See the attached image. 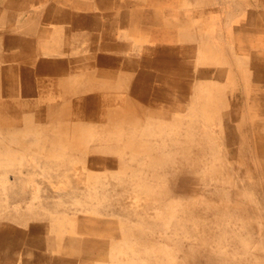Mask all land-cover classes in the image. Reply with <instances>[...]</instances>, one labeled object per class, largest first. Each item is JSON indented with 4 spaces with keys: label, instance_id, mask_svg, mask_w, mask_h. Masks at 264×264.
<instances>
[{
    "label": "rangeland",
    "instance_id": "obj_1",
    "mask_svg": "<svg viewBox=\"0 0 264 264\" xmlns=\"http://www.w3.org/2000/svg\"><path fill=\"white\" fill-rule=\"evenodd\" d=\"M123 1L159 18L130 20L126 4L106 20L94 0H0V264H264V0ZM80 2L99 23L77 48L99 62L69 67L64 96L50 64L76 57L61 14L84 20ZM51 27L70 54L44 51ZM117 42L119 90L101 62ZM118 93L120 107L100 97ZM64 100L66 113L44 109Z\"/></svg>",
    "mask_w": 264,
    "mask_h": 264
},
{
    "label": "bare ground",
    "instance_id": "obj_2",
    "mask_svg": "<svg viewBox=\"0 0 264 264\" xmlns=\"http://www.w3.org/2000/svg\"><path fill=\"white\" fill-rule=\"evenodd\" d=\"M44 1V0H43ZM65 2H68V5H76L78 2V0L76 1V0H64ZM95 1V5L96 6H98V7H100V9H101V14L102 15H96V13L95 12H93V10H94V6L93 7H91V5L90 4H83V3H81L80 2V7L83 9V10H88V13H87V15L85 16L86 18L83 20V17L81 16V15H76V16H74V14H68L67 12L66 13H63V14H61L62 16H64V15H71L70 16V20H71V24H72V29L71 30H73L74 31V34L72 35L73 37H74V41L76 42L75 43V45L73 46L74 47V50H75V47H76V50H75V54H76V57L74 58V60L70 63V65L68 64V62H67V60H69V59H62L61 61H52L51 62V64H50V68H52L53 70H52V73H51V75H50V83H51V85L52 86H54V89L55 90H57V91H60L61 93H63L64 94V96H69L71 93L68 91V90H70L69 88V85H70V77H68L67 75H65L64 76V73H66V71H67V69H69V67H73V72H76L77 70H78V67L77 66H92V64L93 63H96L97 61H98V58L96 57V55H95V53L94 52H90V54L89 53H87V54H85V55H83V53H85L86 51H87V49L86 50H80V49H78L77 48V46H78V44H79V42H80V40H81V35H83V33L82 32H84V33H89V32H87V31H89L90 29H95L96 28V26H95V24L93 25V24H91V22L92 21H94V22H96V23H99V20H98V17L97 16H99V18H102L103 16L106 18V20H108L109 19V17L113 14H117V12H115L114 10H118L120 7H123V8H126V6L127 5H129V6H131V9H129L130 11L128 12V19H130V20H134V21H136V20H139V21H142V22H146L147 21V19H149V21L151 20V19H158L159 18V16H158V13L156 12V11H154V10H151V8H150V10H146V9H144V6H141V5H139L137 2H133V3H125L123 0H94ZM172 1H170L169 2V5L168 6H171L172 5V3H171ZM127 4V5H126ZM181 4H182V2H181ZM180 4V6H182ZM212 4V3H211ZM77 6V5H76ZM148 6H150V5H148ZM190 6V5H189ZM235 6V5H234ZM242 6V5H241ZM72 7V6H71ZM183 7V6H182ZM191 7V6H190ZM240 7V6H239ZM240 8H242V7H240ZM78 9H80V8H78ZM96 9V8H95ZM235 9H237V8H235ZM248 9V8H247ZM29 10H32V9H29ZM67 10V9H66ZM193 10V9H192ZM124 11V10H123ZM126 11V10H125ZM190 11V10H189ZM236 11V10H235ZM235 11H234V14H236L235 13ZM36 12V11H35ZM68 12H69V10H68ZM71 12V11H70ZM120 12V11H119ZM125 13V12H124ZM119 14V13H118ZM61 15H59V16H61ZM180 16V17H185L186 16V14L185 13H183V12H176V13H174L173 15H172V19L175 17V16ZM192 15V14H191ZM206 15V14H205ZM207 15H208V13H207ZM240 15V14H239ZM252 15H254L253 13L251 14V16ZM27 17V16H26ZM249 17V16H248ZM247 17V18H248ZM256 17V16H255ZM122 18V17H121ZM200 18V17H199ZM260 18V17H259ZM30 19V18H29ZM115 19V18H114ZM165 19V18H164ZM201 19V18H200ZM22 20V19H21ZM58 20V19H57ZM126 20V19H125ZM124 20V21H125ZM168 20V19H167ZM31 21V20H30ZM29 21V22H30ZM232 21V20H231ZM154 22V21H153ZM158 22V21H157ZM167 22V21H166ZM170 22V21H169ZM200 22V21H199ZM227 22V21H226ZM16 23V22H15ZM105 23V22H104ZM122 23V22H121ZM121 23H119V24H121ZM149 23V22H148ZM150 23H152V22H150ZM168 23V22H167ZM108 24V23H107ZM106 24V25H107ZM153 24V23H152ZM156 24V23H155ZM169 24V23H168ZM209 24V23H208ZM250 24V23H249ZM264 24V23H263ZM55 25H57V24H55ZM70 25V24H69ZM131 25V24H130ZM234 25V24H233ZM114 26H115V24H114ZM227 26V25H226ZM228 26H230V25H228ZM235 26V25H234ZM246 26V25H245ZM6 27V26H5ZM147 27V26H146ZM140 28H144L143 26L142 27H140ZM231 28H233V27H231ZM3 29V28H2ZM203 29H204V27H203ZM223 29V28H222ZM17 30V29H16ZM19 31H20V33H22L23 34V36L24 37H26V36H30V33L32 32V30L31 29H29V28H27V23H25V24H22V25H20L19 26ZM132 31V30H131ZM133 31H137V30H133ZM102 32V31H101ZM100 32V33H101ZM103 32H105V31H103ZM107 32H109V31H107ZM129 32H130V30H129ZM178 32V31H177ZM215 32H217V31H215ZM214 32V33H215ZM6 33H8V32H6ZM47 33V32H46ZM179 33V32H178ZM223 33V32H222ZM237 33V32H236ZM4 34V33H3ZM108 34V33H107ZM181 34V33H180ZM239 34H240V31H239ZM96 35V34H95ZM109 35V34H108ZM128 35V34H127ZM138 35V34H137ZM140 35V34H139ZM218 35V34H217ZM216 35V36H217ZM247 35V37H248V35L249 34H246ZM250 36V35H249ZM3 37V36H2ZM110 37V36H109ZM138 37V36H137ZM181 37H184V39L185 40H188L187 39V36L186 35H182L181 34V36H180V38ZM231 37H232V35H231ZM101 39V38H100ZM242 39V38H241ZM244 39V38H243ZM247 40H248V38H246ZM119 40H120V37H119ZM232 40V39H231ZM67 40L65 39V37L63 36V33H62V31H61V29H58V27H51V29L49 30V34H48V39H47V41H46V43H45V45H44V51H51V52H53V53H59V54H62V55H68V54H70L71 52L68 50V47H67V42H66ZM90 41V40H89ZM254 41V40H253ZM245 42V41H244ZM243 42V43H244ZM100 43H102V42H100ZM103 43H105V42H103ZM233 43V42H232ZM2 44V43H1ZM110 44V43H109ZM108 43L104 46L105 48H106V50H105V48H104V50H105V52H106V54H104L103 55V57H102V61L101 62H103V63H105L106 65V67H108L104 72H102V78H103V80L107 83V85H110L111 86V88H116V89H123V87H125V81H124V73L122 72V69H121V67L122 68H124V69H126L127 67L125 66L126 64H124L123 63V61H122V58H124V57H122V56H120V54L122 53L121 51H120V46L122 45V43H121V45H120V43H118L117 42V44H115V46L113 47V46H111V45H109ZM112 44V43H111ZM114 45V44H113ZM125 45V44H124ZM246 45V44H245ZM244 45V46H245ZM248 45V44H247ZM246 45V46H247ZM255 45H257V44H255ZM221 46V45H220ZM100 47V46H99ZM95 48H96V46H95ZM102 48V47H101ZM123 48H125L124 46H123ZM123 48H121V49H123ZM249 48H250V46H249ZM3 49V48H2ZM174 49V48H173ZM255 49H257V47L255 48ZM260 49H262V48H260ZM8 50V49H7ZM9 50H11V49H9ZM129 50V49H128ZM166 50V49H165ZM171 50V49H170ZM91 51V50H90ZM223 51V50H222ZM248 51V50H247ZM15 53V52H14ZM14 53H12V54H14ZM120 53V54H119ZM174 53V52H173ZM249 53V52H248ZM12 54H11V56H12ZM117 54V55H116ZM123 54V53H122ZM164 54H165V52H164ZM172 54V53H171ZM177 54V53H176ZM116 55V56H115ZM14 56H15V54H14ZM80 56L82 57V58H80ZM149 56V55H148ZM168 56H169V53H168ZM17 57H15V59H16ZM43 58H45V57H43ZM86 60H85V59ZM131 58V57H130ZM133 58V57H132ZM136 58V57H135ZM146 58V57H145ZM162 58V57H161ZM219 58V57H218ZM13 59V58H12ZM147 60H148V58H146ZM179 59V58H178ZM231 59V58H230ZM19 60V59H18ZM167 60V59H166ZM165 61V60H164ZM183 61V60H182ZM181 61V62H182ZM17 62H19V61H17ZM99 62V61H98ZM140 64V63H139ZM162 64V63H161ZM178 64H180L179 63V61H178ZM190 64V63H189ZM192 64V63H191ZM190 64V65H191ZM142 65V64H141ZM174 65V64H173ZM10 66V65H9ZM118 67L117 69H114L113 67ZM140 66V65H139ZM159 66H160V64H159ZM163 66H165V65H163ZM163 66H161V67H163ZM105 67V68H106ZM144 67V66H143ZM193 67V66H192ZM11 68V67H10ZM24 68V67H23ZM153 68V67H152ZM29 69V68H28ZM31 69V68H30ZM89 69V68H88ZM133 69V68H132ZM157 69V68H156ZM16 70H17V68H16ZM113 70H117V72H116V74H117V76H118V78L117 79H115V77H114V75H113ZM143 70H145V69H143ZM192 70V69H191ZM11 71V70H10ZM13 71H14V69H13ZM19 71V70H18ZM55 71H57L58 72V75L57 76H55ZM141 72V71H140ZM148 72H150V71H148ZM192 72V71H191ZM195 72V71H194ZM12 73V72H11ZM150 73H152V72H150ZM52 74H53V76H52ZM138 74V73H137ZM136 74V75H137ZM188 74V73H187ZM190 74V73H189ZM34 75V74H33ZM152 75H153V73H152ZM225 75V74H224ZM40 76V75H39ZM135 76V75H134ZM181 76V75H180ZM189 76V75H188ZM55 77V78H54ZM153 77V76H152ZM211 77V76H210ZM226 77V76H225ZM142 78V77H141ZM2 79V78H1ZM52 79H55L54 81L52 80ZM134 79H136L135 77H134ZM177 79H178V77H177ZM12 80V79H11ZM152 80V79H151ZM4 81V80H3ZM27 81H28V79H27ZM230 81V80H229ZM1 82H2V80H1ZM9 82V81H8ZM143 82V81H142ZM147 82V81H146ZM21 83H22V81H21ZM29 82H27V84H28ZM98 83V82H97ZM130 83H132V82H128V84H130ZM138 83V82H137ZM162 83V82H161ZM180 83V82H179ZM229 83V82H228ZM25 84V83H24ZM31 84V83H30ZM141 84V83H140ZM143 84V83H142ZM2 85V84H1ZM18 86V85H17ZM27 86V85H26ZM26 86H25V88H26ZM139 86V85H138ZM171 86V85H170ZM16 87V86H15ZM31 87V86H30ZM134 87V86H133ZM175 87V86H174ZM178 87V86H177ZM18 88H20V87H18ZM29 88V87H28ZM171 88H173V87H171ZM14 89V88H13ZM140 89V88H139ZM162 89V88H161ZM138 90V89H137ZM216 90V89H215ZM214 90V91H215ZM71 91V90H70ZM162 91V90H161ZM168 91V90H167ZM17 92V91H16ZM25 92V91H24ZM134 92V91H133ZM153 92H155V91H153ZM18 93V92H17ZM30 94V93H29ZM33 94V93H32ZM32 94H30L31 95V97H32ZM135 94V93H134ZM144 94V93H143ZM16 95V94H15ZM14 95V96H15ZM13 96V95H12ZM25 96H28V95H25ZM138 96H141V95H138ZM152 96H155V95H152ZM157 96V95H156ZM210 96V95H209ZM21 97H23V96H21ZM100 97H102V98H104L105 100H106V102H114L113 104H115L116 106H118V107H120L122 104H124V98H125V95L124 94H116V95H102V96H100ZM177 97V96H176ZM26 98V97H25ZM29 98V97H28ZM88 98V97H87ZM93 98V97H92ZM137 98V97H136ZM139 98V97H138ZM96 99V98H95ZM140 99V98H139ZM150 99H153V98H150ZM156 99V98H155ZM25 100V99H24ZM89 100V99H88ZM87 100V101H88ZM142 101V100H141ZM145 101V100H144ZM76 102V101H75ZM83 102V101H82ZM90 102V101H89ZM88 102V103H89ZM71 103L72 102H69V101H67V100H64V102L63 101H61V103H56L55 101L52 103L53 105H49V107H47V108H44V109H49V110H54V111H58V112H60V113H66L67 111H68V109H69V106L71 107ZM79 103V102H78ZM87 103V102H86ZM139 103H140V101H139ZM2 104V103H1ZM7 106H8V104H7ZM32 106V105H31ZM80 107V106H79ZM9 108V107H8ZM108 108V107H107ZM110 108L111 107H109V110H110ZM143 108V107H142ZM157 108V107H156ZM10 109V108H9ZM13 109V108H12ZM29 110V109H28ZM93 110V109H92ZM142 110V109H141ZM3 111V110H2ZM114 111V110H113ZM123 111V110H122ZM24 112V111H23ZM90 112H92V111H90ZM94 112V111H93ZM92 112V113H93ZM202 112V111H201ZM210 112V111H209ZM98 113V112H97ZM96 113V114H97ZM3 114V113H2ZM10 114V113H9ZM20 114V113H19ZM27 114V113H26ZM117 114V113H116ZM189 114V113H188ZM84 115V114H83ZM86 115V114H85ZM115 115V114H114ZM133 115V114H132ZM33 116V115H32ZM111 116H112V114H111ZM134 116V115H133ZM89 117H91V116H89ZM97 117V116H96ZM28 118H29V116H28ZM85 118V117H84ZM107 118V117H106ZM105 118V119H106ZM216 118V117H215ZM22 119V118H21ZM27 120V119H26ZM115 120V119H114ZM63 121V120H62ZM65 121V120H64ZM98 121V120H97ZM26 122V121H25ZM24 122V123H25ZM89 122H92V121H89ZM88 122V123H89ZM104 122V121H103ZM199 122V121H198ZM27 123V122H26ZM30 123H32V121L30 122ZM60 123V122H59ZM63 123V122H62ZM76 123H79V122H76ZM76 123H75V125H76ZM3 124V123H2ZM44 124V123H43ZM51 124H53V123H51ZM72 124H74V123H72ZM87 124V123H86ZM101 124V123H100ZM220 124V123H219ZM28 125V127H29V124H27ZM32 125V124H31ZM39 125V124H38ZM93 125H94V123H93ZM114 125V124H113ZM89 126H90V124H89ZM96 126V125H95ZM101 126V125H100ZM200 126V125H199ZM1 127H3V126H1ZM33 126H31L30 128H32ZM42 127H44V125H42ZM91 127V126H90ZM9 128V127H8ZM13 128H16V127H13ZM24 128H26V127H24ZM34 128V127H33ZM50 128V127H49ZM48 128V129H49ZM87 128V127H86ZM92 128H94V127H92ZM5 129V128H4ZM19 129V128H18ZM18 129H17V131H18ZM28 129V128H27ZM38 129L39 128H37V131H38ZM48 129H46V130H48ZM80 129V128H79ZM99 129V128H98ZM97 129V130H98ZM207 129V128H206ZM7 130V129H6ZM32 130V129H31ZM83 130H85V129H83ZM96 130V129H95ZM16 131V130H15ZM14 131V132H15ZM111 131V130H110ZM27 132V131H26ZM39 132V131H38ZM38 132H37V134H38ZM46 132V131H45ZM66 132V131H65ZM85 132V131H84ZM116 132V131H115ZM114 132V133H115ZM30 133H32V132H30ZM89 133V132H88ZM87 133V134H88ZM33 134V133H32ZM35 134V133H34ZM33 134V135H34ZM64 134V133H63ZM92 134H93V130H92ZM103 134V133H102ZM26 135V134H25ZM36 135V134H35ZM66 135V134H65ZM97 135V134H96ZM50 136V135H49ZM57 136V135H56ZM85 136V135H84ZM87 136V135H86ZM98 136H100V134H98ZM8 137H10V136H8ZM12 137H14V136H12ZM47 137V136H46ZM67 137V136H66ZM65 137V138H66ZM92 137H94V136H92ZM106 137V136H105ZM3 138V137H2ZM18 138V137H17ZM21 138V137H20ZM40 138V137H39ZM89 138H90V136H89ZM101 138H103V139H105L104 137H101ZM6 139V138H5ZM108 139V138H107ZM16 140V139H15ZM22 140V139H21ZM58 140V139H57ZM92 141H93V138L91 139ZM99 140V139H98ZM101 140V139H100ZM33 141H36V140H34L33 139ZM38 141V140H37ZM112 141H113V139H112ZM14 142V141H13ZM68 142V141H67ZM66 142V143H67ZM97 142V141H96ZM95 142V143H96ZM106 142V141H105ZM8 143H9V141H8ZM24 143V142H23ZM101 143V142H100ZM107 143H108V141H107ZM112 144V143H111ZM110 144V145H111ZM15 145V144H14ZM13 145V146H14ZM43 145V144H42ZM47 145H49L48 143H47ZM105 145H107L106 143H105ZM105 145H104V147H105ZM95 146V145H94ZM101 146V145H100ZM10 147V146H9ZM16 147V146H15ZM58 147V146H57ZM56 147V148H57ZM111 147V146H110ZM22 148V147H21ZM43 148V146L41 147V149ZM89 148V147H88ZM48 149L49 148H47V151H48ZM65 149H66V147H65ZM61 150V149H60ZM64 150V149H63ZM43 151V150H42ZM73 151V150H72ZM113 151V150H112ZM18 152V151H17ZM52 152V151H51ZM56 152V151H55ZM57 152H58V150H57ZM87 152H88V150H87ZM114 152V151H113ZM37 153V152H36ZM42 153V152H41ZM49 153V152H48ZM48 153H46L45 152V154H48ZM59 153V152H58ZM78 153V152H77ZM115 153V152H114ZM21 154V153H20ZM59 154H61V153H59ZM88 154V153H87ZM94 154V153H93ZM62 155V154H61ZM61 155H59V157L61 156ZM104 155V154H103ZM25 156H26V154H25ZM43 156H45V155H43ZM53 156V155H52ZM63 156V155H62ZM61 156V157H62ZM71 156V155H70ZM27 157V156H26ZM45 157H47V156H45ZM49 158V157H48ZM73 158V157H72ZM81 158V157H80ZM77 159H79V157L77 158ZM109 160V159H108ZM7 166V165H6ZM69 166V165H68ZM44 167H46V169L48 170V171H50V172H52V173H54L55 171H56V169H58V165H55V164H53V163H45L44 164ZM92 168V167H91ZM218 171H219V169H218ZM25 172H26V169H25ZM35 172V171H34ZM62 173H65V172H62ZM22 174V173H21ZM25 174V173H24ZM63 175V174H62ZM17 175H14V177H16ZM21 176V175H20ZM185 176V175H184ZM67 177V176H66ZM44 178V177H43ZM9 180V179H8ZM25 180V179H24ZM11 181V180H10ZM57 181V180H56ZM59 182H60V180H58ZM63 181V180H62ZM19 182V181H18ZM46 182H47V180H46ZM21 183V182H20ZM49 183V182H48ZM62 183V182H61ZM60 183V184H61ZM63 184V183H62ZM42 185V184H41ZM57 185H59V183L57 184ZM62 186V185H61ZM9 187V186H8ZM50 189V188H49ZM85 189V188H84ZM83 189V190H84ZM87 189V188H86ZM13 190V189H12ZM84 191H86V190H84ZM7 192H9V191H7ZM55 192V191H54ZM57 192H59V191H57ZM56 192V193H57ZM53 193V192H52ZM51 193V194H52ZM73 193V192H72ZM84 192H82V194H83ZM86 193V192H85ZM59 194V193H58ZM64 195H66V194H64ZM70 195H72V194H70ZM81 195V194H80ZM16 196H18V195H16ZM60 196H63V195H60ZM77 196V195H76ZM22 197V196H21ZM55 197V196H54ZM75 197V196H74ZM91 197V196H90ZM61 198V197H60ZM65 198V197H64ZM27 199V198H26ZM44 199H45V197H44ZM57 199V198H56ZM64 200V199H63ZM120 200V199H119ZM52 201V200H51ZM66 201V200H65ZM64 201V202H65ZM58 202V201H57ZM50 203H52V202H50ZM65 203H67V202H65ZM76 203V202H75ZM121 203V202H120ZM54 204V203H53ZM62 204V203H61ZM88 204V203H87ZM44 205V204H43ZM43 205H41V206H43ZM49 205H52V204H49ZM45 206V205H44ZM63 206V205H62ZM33 207V206H32ZM51 207V206H50ZM35 209V208H34ZM51 209V208H50ZM81 209H83V208H81ZM41 210V209H40ZM57 210V209H56ZM92 211V210H91ZM31 212V211H30ZM36 212V211H35ZM44 212V211H43ZM51 212V211H50ZM55 212V211H54ZM53 212V213H54ZM75 212V211H74ZM87 212V211H86ZM85 212V213H86ZM79 213V212H78ZM37 214V213H36ZM87 214V213H86ZM90 214V213H89ZM88 214V215H89ZM31 215H33V214H31ZM30 215V216H31ZM44 215V214H43ZM23 216V215H22ZM50 216V215H49ZM39 217V216H38ZM48 217V216H47ZM31 219V218H30ZM29 220V219H28ZM35 220V219H34ZM38 220V219H37ZM45 220V219H44ZM51 223H52V221H51ZM31 224V223H30ZM37 224V223H36ZM27 226V225H26ZM52 226V225H51ZM28 227V226H27ZM55 227V226H54ZM64 227V226H63ZM250 227V226H249ZM5 228V227H4ZM8 228V227H7ZM18 228V227H17ZM23 228V227H22ZM44 228V227H43ZM49 228V227H48ZM26 229V228H25ZM56 229V228H55ZM33 230H35V229H33ZM7 231V230H6ZM10 231V230H9ZM13 231V230H12ZM27 231H29V230H27ZM49 231V230H48ZM11 232V231H10ZM43 232V231H42ZM63 232V231H62ZM4 233V232H3ZM69 233V232H68ZM63 234H65V233H63ZM60 236V235H59ZM154 236V235H153ZM53 238V237H52ZM51 238V239H52ZM46 239V238H45ZM169 239V238H168ZM52 241V240H51ZM50 245V244H49ZM49 245L47 246V247H49ZM55 245V244H54ZM55 247V246H54ZM50 249V248H49ZM52 249V248H51ZM43 252H45V251H43ZM54 253H55V251H54ZM57 254V253H56ZM4 255V254H3ZM53 256V255H52ZM55 256V255H54ZM63 256V255H62ZM60 258V257H59ZM41 259V258H40ZM6 261V260H5ZM19 261V260H18ZM9 263V262H8ZM12 263V262H11ZM16 263V262H15ZM242 263H244V262H242ZM3 264H5V263H3Z\"/></svg>",
    "mask_w": 264,
    "mask_h": 264
}]
</instances>
